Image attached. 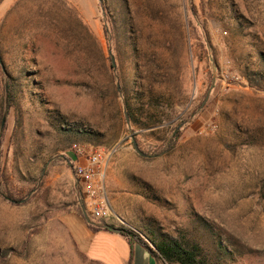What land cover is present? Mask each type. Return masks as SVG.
<instances>
[{
	"label": "rangeland",
	"instance_id": "1",
	"mask_svg": "<svg viewBox=\"0 0 264 264\" xmlns=\"http://www.w3.org/2000/svg\"><path fill=\"white\" fill-rule=\"evenodd\" d=\"M129 40L181 96L172 148L170 129L122 124ZM263 62L264 0H0V264H105L72 238L80 220L264 264ZM89 152L106 158L102 219L73 172Z\"/></svg>",
	"mask_w": 264,
	"mask_h": 264
},
{
	"label": "trees",
	"instance_id": "2",
	"mask_svg": "<svg viewBox=\"0 0 264 264\" xmlns=\"http://www.w3.org/2000/svg\"><path fill=\"white\" fill-rule=\"evenodd\" d=\"M127 31L133 34L130 27H127ZM105 33L108 34L107 28ZM127 49L132 66L127 68L128 75L120 72L118 84L114 87L115 97L120 100L119 113L123 118L122 124L137 131V135L143 132L160 135L170 129L165 146L172 148L178 141L181 128L187 123L186 120H181L172 112L176 105V96H181L172 90L162 88L161 83L167 77L164 75L162 67L156 66L153 69L142 66V70H140L139 63L143 61V55L135 46V40H129ZM152 57L154 61L155 57ZM255 75L259 80L262 79L260 74ZM248 82L251 83V79H248ZM44 112L48 114V110ZM177 119L179 122L174 125ZM79 134L82 135L81 132ZM80 137L86 139V136ZM86 227L93 233L100 230L91 227L90 224H86ZM119 230L118 235L123 237L129 246L128 264H131L132 247L135 244L142 247L155 263L159 261L163 264H207L208 255L197 243H188L184 239L177 238L157 239L152 234L134 235L123 229ZM103 231L111 233L105 228Z\"/></svg>",
	"mask_w": 264,
	"mask_h": 264
},
{
	"label": "crops",
	"instance_id": "3",
	"mask_svg": "<svg viewBox=\"0 0 264 264\" xmlns=\"http://www.w3.org/2000/svg\"><path fill=\"white\" fill-rule=\"evenodd\" d=\"M79 227L66 221V226L76 245L91 258L102 260L105 264H128L129 246L118 234L107 233L100 229L93 233L80 220ZM154 262V263H153ZM131 264H156L148 253L139 245L132 247Z\"/></svg>",
	"mask_w": 264,
	"mask_h": 264
},
{
	"label": "built area",
	"instance_id": "4",
	"mask_svg": "<svg viewBox=\"0 0 264 264\" xmlns=\"http://www.w3.org/2000/svg\"><path fill=\"white\" fill-rule=\"evenodd\" d=\"M77 152L80 153L79 150ZM102 157L97 152H89L83 161L78 159L73 167L75 177L83 186V197L88 206L89 213L94 219H102L106 214L102 202V170L106 158Z\"/></svg>",
	"mask_w": 264,
	"mask_h": 264
},
{
	"label": "water",
	"instance_id": "5",
	"mask_svg": "<svg viewBox=\"0 0 264 264\" xmlns=\"http://www.w3.org/2000/svg\"><path fill=\"white\" fill-rule=\"evenodd\" d=\"M98 1H99V0H98ZM112 62H113V61H112ZM212 87H213V81H212V84H211V86H210V88H209V90H208V92H207V94H206V96H205V100L203 101L202 105L206 102V100H207V98H208V96H209V94H210V91H211ZM132 145H133V148H134L135 152H136L139 156L144 157V158L147 157L146 155H144L143 153H141V152L139 151V149H138V147H137V145H136L135 142H133ZM105 229L109 230V231H110L111 233H113V234H119V233H120V230H119V229L110 228V227H108V226H106Z\"/></svg>",
	"mask_w": 264,
	"mask_h": 264
}]
</instances>
